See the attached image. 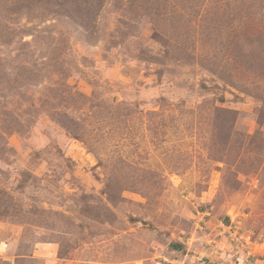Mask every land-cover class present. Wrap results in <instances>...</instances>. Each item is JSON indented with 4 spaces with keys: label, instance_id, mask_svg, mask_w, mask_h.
<instances>
[{
    "label": "rangeland",
    "instance_id": "1",
    "mask_svg": "<svg viewBox=\"0 0 264 264\" xmlns=\"http://www.w3.org/2000/svg\"><path fill=\"white\" fill-rule=\"evenodd\" d=\"M0 264H264V0H0Z\"/></svg>",
    "mask_w": 264,
    "mask_h": 264
},
{
    "label": "trees",
    "instance_id": "2",
    "mask_svg": "<svg viewBox=\"0 0 264 264\" xmlns=\"http://www.w3.org/2000/svg\"><path fill=\"white\" fill-rule=\"evenodd\" d=\"M31 76H33V75L31 74ZM31 76L27 75V78H28V79H31ZM25 77H26V76H24V77H22V78L24 79Z\"/></svg>",
    "mask_w": 264,
    "mask_h": 264
}]
</instances>
